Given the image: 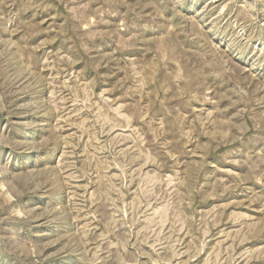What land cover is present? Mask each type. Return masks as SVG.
Segmentation results:
<instances>
[{
  "label": "rangeland",
  "instance_id": "374dc122",
  "mask_svg": "<svg viewBox=\"0 0 264 264\" xmlns=\"http://www.w3.org/2000/svg\"><path fill=\"white\" fill-rule=\"evenodd\" d=\"M0 264H264V0H0Z\"/></svg>",
  "mask_w": 264,
  "mask_h": 264
}]
</instances>
